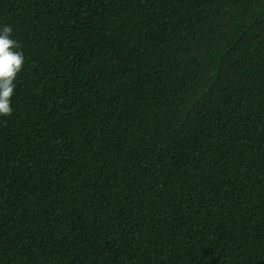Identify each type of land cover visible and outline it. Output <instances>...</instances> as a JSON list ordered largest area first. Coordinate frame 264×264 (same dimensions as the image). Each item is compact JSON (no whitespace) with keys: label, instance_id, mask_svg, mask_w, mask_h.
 Segmentation results:
<instances>
[{"label":"trees","instance_id":"trees-1","mask_svg":"<svg viewBox=\"0 0 264 264\" xmlns=\"http://www.w3.org/2000/svg\"><path fill=\"white\" fill-rule=\"evenodd\" d=\"M4 24L0 264H264V0H0Z\"/></svg>","mask_w":264,"mask_h":264},{"label":"clouds","instance_id":"clouds-1","mask_svg":"<svg viewBox=\"0 0 264 264\" xmlns=\"http://www.w3.org/2000/svg\"><path fill=\"white\" fill-rule=\"evenodd\" d=\"M18 41L13 35V27L0 25V117L13 113L12 97L15 79L23 68L25 58Z\"/></svg>","mask_w":264,"mask_h":264}]
</instances>
